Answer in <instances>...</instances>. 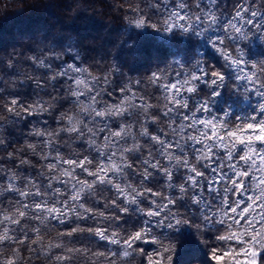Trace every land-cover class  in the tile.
I'll list each match as a JSON object with an SVG mask.
<instances>
[{
  "label": "snow or ice",
  "instance_id": "1",
  "mask_svg": "<svg viewBox=\"0 0 264 264\" xmlns=\"http://www.w3.org/2000/svg\"><path fill=\"white\" fill-rule=\"evenodd\" d=\"M246 3L227 21L224 36L216 35L209 43L226 65L240 73L236 79L250 84L264 99V61L260 66L253 64L255 71L249 74L241 67L242 50L226 46L228 40L247 38L246 28L264 31V0L259 8L253 7L256 0ZM187 7L184 0H178L160 22L163 31L205 35L219 23L211 9L189 13ZM131 10L138 14L131 19L136 28L157 27L147 23L138 7ZM69 48L75 53L70 59L80 60L79 52ZM26 59L40 72L28 79L38 90L35 98H17L20 94L11 92L8 101L0 97V108L16 117H41L55 107L56 127L34 128L29 135L39 138L37 142H27L7 154L9 160H19L20 169L35 167L30 156L44 163L34 176L15 167L7 170V184L0 185V194H15L11 205L15 210L0 219V246L15 245L20 254L26 247L53 264H73L79 258L91 264H131L130 258L136 255L145 256L147 264H172L171 246H164L163 234L157 230L174 232L181 224H197L205 226L203 243L210 247L215 264H264V102L244 119L246 129H258L260 134L244 135L216 118H198V113L209 111L207 100L199 106L190 104L200 84L210 89L211 96L218 95L216 89L225 79L221 70L199 67V74L175 83H161L167 77L153 74L150 82L162 89L164 104L163 111H151L159 106L127 85L121 87L118 101L109 102L105 97L115 89L108 87L107 75L100 77L78 63H66L51 48ZM7 66L13 69L15 64L9 59ZM65 104L70 105L67 110H63ZM161 116L166 118L163 127L148 126L160 125ZM222 131L226 135L221 136ZM6 147L0 138V148ZM180 170L181 181L176 183ZM4 171L0 165V172ZM161 179L162 187L175 189L176 194L165 195L152 187ZM121 213L142 217L139 227L130 231L122 227L126 221ZM89 220L91 226L82 223ZM51 221L75 226L46 241L41 228L33 225L47 228ZM83 234L113 247L94 251L68 246L62 239ZM140 244L155 247L146 252Z\"/></svg>",
  "mask_w": 264,
  "mask_h": 264
},
{
  "label": "trees",
  "instance_id": "2",
  "mask_svg": "<svg viewBox=\"0 0 264 264\" xmlns=\"http://www.w3.org/2000/svg\"><path fill=\"white\" fill-rule=\"evenodd\" d=\"M177 2L178 0H0V55L7 57L4 64H7L9 59L15 64L13 69L0 70V89H3L0 91V97L3 101H8L12 98L9 93L18 92L20 97L17 98H35L34 93L38 90L31 81L21 85L18 89L10 81L16 80L17 74L21 71L29 76L34 74L39 76L40 72L35 71L26 58L33 53H38L40 50L37 44L43 41L50 48L61 53L64 62L78 63L100 77L107 75L111 80V85L108 87L115 89L111 96L105 97L109 102L118 101L122 96L121 87L127 85L138 96L142 95L149 103L159 106L158 109L151 111H163L164 104L162 89L150 82L149 78L153 74L167 77L161 83H175L177 79L183 80L193 73L199 74L197 71L199 67L221 70L225 76V84L216 89L219 91L218 95L211 97L210 89L200 84L198 93L191 96L190 104L199 106V103L207 100L209 111L198 113V118H216L217 122L228 123L231 126L229 130L245 129L244 119L255 114L256 108L259 103L264 102V99L251 90L250 84L236 79L240 73L225 64L220 54L210 45L209 39L215 38L216 35L224 36L223 29L227 21L235 15L236 9L241 4L247 6L246 0H216L215 4H212L211 0H184L188 6L185 11L189 13L211 9L217 15L219 23L209 29L205 35H197L195 31L187 33L179 30L163 31L160 22L167 17L168 11L174 10ZM260 3L261 0H256L253 7L259 8ZM157 6L159 11H157ZM137 7L147 18V23L156 24V28L146 26L137 29L134 24L128 25L129 19H134L138 15L131 10ZM245 32L247 38H243L239 46L232 40L226 41V46L230 50L239 47L243 51V56L240 58L243 59L244 64L241 67L251 74L255 71L251 66L253 64L260 66L264 61V31L258 32L255 29L248 31L246 28ZM73 39L80 41L89 57H80L78 61L70 59L75 55L74 51L69 48ZM101 53L105 55H99ZM60 95L63 96V92ZM69 107L70 105L65 104L63 110ZM225 113H227L226 117ZM0 116L4 117V120H0V135L6 138L5 145H7L6 150L0 148V165L5 169L4 172H0V185L6 186L5 177L8 169L15 167L22 174L26 175L31 172L34 176L44 163L37 157L30 156L35 167L20 169L19 160H9L7 154L16 152L27 142H37L39 138L30 136L29 132L34 128L43 129L49 126L55 128L56 121L47 115L16 117L7 113L4 108H0ZM165 119L161 116L160 125L149 123L148 126L152 129L163 127ZM45 121H47L46 124ZM165 131H167L166 128ZM209 134L211 135V132ZM220 135L224 136L226 132L222 131ZM64 151L67 152L68 149ZM182 171L178 172L176 183L181 181ZM164 183L161 179L159 184H153L152 187L157 191H162L165 195L176 194L175 189L162 187ZM248 194L251 195V192ZM205 198L208 199L206 192ZM15 199V194H0V219L3 215L11 214L15 210L11 207ZM98 207L103 209L102 204ZM121 215L126 221L122 223V227L129 231L133 227H139L137 221L142 217L138 214L121 213ZM82 223L92 225L90 220ZM33 226L41 228L47 241L54 239L57 232L67 231L75 225H61L51 221L47 228L38 224ZM0 231L3 229L0 228ZM157 231L162 234V231L167 230L158 229ZM181 233L184 247L177 260L175 256L173 257L172 264H215L211 260L210 247L203 243L204 237L201 239L195 229L188 227L181 229ZM62 239L68 246L88 247L94 251H104L113 247L106 242L99 241L98 238L88 237L87 234ZM5 246L13 250L16 248L15 245ZM139 247L145 249L146 252H151L155 246L140 244ZM21 256L22 260L15 264H53L39 252L29 253L26 247L21 249ZM7 259H12L11 255ZM130 259L131 264H147L145 256L136 255ZM73 264H91V261L87 258H79Z\"/></svg>",
  "mask_w": 264,
  "mask_h": 264
},
{
  "label": "clouds",
  "instance_id": "3",
  "mask_svg": "<svg viewBox=\"0 0 264 264\" xmlns=\"http://www.w3.org/2000/svg\"><path fill=\"white\" fill-rule=\"evenodd\" d=\"M128 25L129 26L133 25V23L131 22V19H129ZM142 28H144V27H142ZM142 28H137V29H142ZM69 46L74 47L79 52L80 57H89L87 55V50L83 48V45L80 43V41H78L76 39H73L71 45H69ZM37 47L39 48L40 51H44L45 49H49L50 48L49 45L44 43L43 41L39 42L37 44ZM99 55H105V54L101 53ZM17 56H19V53H17ZM6 59H7V57H5L3 55H0V70H2V69H9L10 70L11 69V68H9L7 66L9 61H8L7 64L3 63ZM126 71L129 73L127 68H126ZM20 77H22V79H20ZM29 77H30L29 75H27L26 73L21 71V72H19L17 74V79L14 80V81H10V82L14 83L15 84V88L18 89L21 85H25L28 82ZM224 84H225V79H224L223 85ZM217 92L219 93V91H217ZM60 103H61L60 100L56 101L57 105H59ZM55 114H56V111H55V107H54L53 110L51 112H49L47 116L53 118L55 116ZM0 120H4V117L0 116ZM0 138H2V142L5 143L6 138L3 137V135H0ZM198 227H199V231H197ZM184 228H185L184 225L181 224L180 225V229L177 230V231L173 232V231H168L167 229H166L167 231H162L163 235L160 238L163 240V244H164L165 247H167L169 245L171 246L169 251H170V256H171L172 260H173L174 256H175L176 260L179 258L180 252H181V250L184 247L183 235L181 233V229H184ZM188 228L195 229L197 234L201 236V239H203L202 232L205 230V226L192 224ZM164 229L165 228H161V230H164ZM9 255H11L12 259H7V257ZM9 260H12V261H15V262H19V261L22 260V256L17 251H15L13 249H10V248H7L5 245L4 246H0V261H2V264H8Z\"/></svg>",
  "mask_w": 264,
  "mask_h": 264
},
{
  "label": "rangeland",
  "instance_id": "4",
  "mask_svg": "<svg viewBox=\"0 0 264 264\" xmlns=\"http://www.w3.org/2000/svg\"><path fill=\"white\" fill-rule=\"evenodd\" d=\"M241 40H242V38H234L232 41L235 42V43L237 44V46H239ZM240 59H241V58H240ZM242 61H243V59H242ZM242 64H244V63H242ZM242 64H241V65H242ZM246 84H248V83H246ZM254 93H255V92H254ZM240 133H243L244 135H252V134H256V135H258V134H260L258 129L253 130V129H246V128L243 129V130H240ZM240 133H238V135H239Z\"/></svg>",
  "mask_w": 264,
  "mask_h": 264
}]
</instances>
